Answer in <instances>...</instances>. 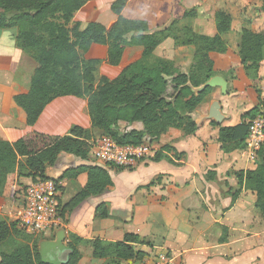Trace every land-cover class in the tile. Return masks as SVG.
<instances>
[{
	"label": "crops",
	"instance_id": "1",
	"mask_svg": "<svg viewBox=\"0 0 264 264\" xmlns=\"http://www.w3.org/2000/svg\"><path fill=\"white\" fill-rule=\"evenodd\" d=\"M93 1L102 7L111 0ZM217 1L214 0L215 3ZM206 2L127 0L123 16L145 21L149 31L154 32L170 26L175 19H182L187 11L197 8L198 16L183 18V23L191 24L199 33L214 35L216 23L215 19L207 18L208 12L204 13ZM227 2L230 3L226 8L233 16L231 8L236 5L241 11L246 6L244 0ZM256 5L261 8L262 0L256 1ZM92 18V13L86 15L81 11L75 14L73 22L81 23L84 29ZM104 18L111 19L109 12L104 14ZM17 36V28H0V140L16 142L33 129L59 136L67 135L74 126L92 130L86 101L80 98L55 100L35 127L28 125L27 114L16 103L15 96L29 91L37 63L18 47ZM225 39L230 46V36L225 35ZM229 51L231 48L225 54H210L216 75H222L227 81L223 73L232 66L228 63ZM153 55L154 59L168 60L181 72L188 73L193 63L194 47L177 46L174 39L167 38ZM107 56L108 46L98 43H93L85 53L86 59L102 61L98 69L103 76L115 79L124 68L106 63ZM223 95L220 88H214L208 100L189 114L197 125L195 133L187 134L183 129L170 127L157 139L146 137L152 144V153L130 168L103 164L90 151L86 160L107 169L112 183L102 194L84 199L71 212L64 213V207L87 186L89 175L88 171H80L73 178L64 177V174L68 170L90 166H75L81 158L67 153H62L54 166H48L47 177L58 180L60 184V209L64 214L61 228L66 230L65 243L68 244L72 236L80 240L77 244L81 254L79 264H118L111 259L94 257L93 243L96 240L122 241L126 234L139 237V242L133 246L143 254L151 255L159 248L168 249L175 264H264V218L256 206L257 193L241 187L235 174L255 169L258 158L253 161L246 147L226 153L219 141L218 125L242 123V115L248 109L240 107L239 115L229 111L222 100ZM215 99L221 101L223 113L228 116L217 125L213 124L215 121L202 119ZM59 125L68 128V132L62 134L49 129ZM133 130L143 131V122L120 121L116 127L119 134ZM103 135L102 130L94 129L89 143ZM32 182V177L17 172L9 175L0 194V220L16 222L18 231L13 232L12 243L33 246L40 236L39 248L43 239H55L56 231L61 228L39 235L19 232L22 230L17 217L24 205L25 190ZM23 187L25 189L21 191ZM100 204L108 206L107 217L96 216Z\"/></svg>",
	"mask_w": 264,
	"mask_h": 264
},
{
	"label": "trees",
	"instance_id": "2",
	"mask_svg": "<svg viewBox=\"0 0 264 264\" xmlns=\"http://www.w3.org/2000/svg\"><path fill=\"white\" fill-rule=\"evenodd\" d=\"M126 3L127 0H111L99 7L93 0H0V28H17V44L28 50L37 63L29 91L15 96L16 103L27 114L28 125L35 127L55 100L67 98L84 99L92 123V130L74 126L64 136L33 129L16 142L0 140V194L12 173L32 177L33 181L49 178L48 166H54L62 153L89 159V140L96 128L120 144H139L146 137L157 139L170 127L183 129L187 134L196 132V122L189 114L207 100L213 88L196 93L192 86L200 87L216 75L210 54L228 51L225 35L232 30V15L225 10L215 13L214 35L199 33L191 24L183 23V18L198 16L197 8L187 11L182 19H175L170 26L150 32L145 21L123 16ZM261 10L264 12V0ZM81 11L93 15L84 29L81 23L73 22L75 14ZM106 12L110 20L104 18ZM167 38L174 39L177 46L194 47L188 73L168 60L153 58L154 50ZM93 43L108 46L106 63L124 68L118 77L102 76L97 81L102 61L85 58ZM239 57L245 70L257 71L264 61V32L243 28ZM259 113L264 114V110L257 105L242 115V123L218 125L224 152L246 147L250 122ZM120 121H141L144 130L119 134L116 127ZM80 171H88L89 182L64 207V213L71 212L84 199L102 194L112 183L107 169L99 165L68 170L64 177L73 178ZM235 174L241 187L257 193L256 206L264 218V147L258 151L255 169ZM108 214V206L100 204L96 216ZM17 231L16 222L0 220V264H46L37 244L12 243L13 232ZM79 242L70 237L68 245L73 252L66 264H79ZM136 242L139 237L135 234H126L118 242L96 240L93 255L119 264L143 256L133 246Z\"/></svg>",
	"mask_w": 264,
	"mask_h": 264
},
{
	"label": "built area",
	"instance_id": "3",
	"mask_svg": "<svg viewBox=\"0 0 264 264\" xmlns=\"http://www.w3.org/2000/svg\"><path fill=\"white\" fill-rule=\"evenodd\" d=\"M93 157L106 165L130 168L146 159L153 151L152 144L144 140L139 144H120L103 135L90 143ZM264 147V114H257L250 122L246 139V152L255 161ZM60 184L55 179H37L25 190L24 205L17 217L19 228L29 235H39L63 227L60 209ZM128 264H175L174 256L166 248L153 254L130 259Z\"/></svg>",
	"mask_w": 264,
	"mask_h": 264
},
{
	"label": "rangeland",
	"instance_id": "4",
	"mask_svg": "<svg viewBox=\"0 0 264 264\" xmlns=\"http://www.w3.org/2000/svg\"><path fill=\"white\" fill-rule=\"evenodd\" d=\"M244 1L246 3V6L243 7L241 11V8L237 7L236 5L234 8L230 9L233 12L234 16L229 12L228 8H226L227 3H230L227 2V0H218L216 3L214 2V0H207L206 8H204V13H209V15H207V18H211L212 21L213 19H215L214 13H216L218 10H225L229 12L233 17V29L228 33L231 35H226L230 36L231 45L229 46V49L231 48V51H229L230 54L228 56V63L232 66L229 70L224 71L223 73L230 82V86L228 87V93L222 96V100L226 104V108L229 111L234 112L235 114L238 113V115L239 111L241 110L240 107H243L244 109L246 108L248 109L247 111H249L255 106L259 105L264 110V106H262V104L264 105V61L257 71H254L253 69L245 70L239 57L242 29L246 27L256 32H264V15L261 14V12H263L261 8H257L256 5V1L261 0ZM209 6H211L210 9H208ZM242 13L243 15H241ZM18 47L30 59L35 60L33 55L28 50L20 47L19 45ZM100 71L101 69H98L96 73L97 81L103 76L101 74L102 72ZM49 129L62 134L68 132V128L61 125L57 127L54 126L53 128ZM24 189L25 187H23L21 191H24ZM39 237H37L34 244H38V241L40 239Z\"/></svg>",
	"mask_w": 264,
	"mask_h": 264
},
{
	"label": "water",
	"instance_id": "5",
	"mask_svg": "<svg viewBox=\"0 0 264 264\" xmlns=\"http://www.w3.org/2000/svg\"><path fill=\"white\" fill-rule=\"evenodd\" d=\"M228 87L229 83L222 75H215L200 87L192 86V89L196 93H202L207 88H220L222 94L226 95L228 93ZM226 118H228V116L223 113L221 101L215 99L210 104L208 114L202 119L212 120L218 124H222ZM95 165L96 164L92 161L80 159L76 161L75 166L80 167ZM65 240L66 230L63 228L56 231L55 239H43L38 248L42 262L46 264H66L69 261L70 254L73 252V249L65 243Z\"/></svg>",
	"mask_w": 264,
	"mask_h": 264
}]
</instances>
